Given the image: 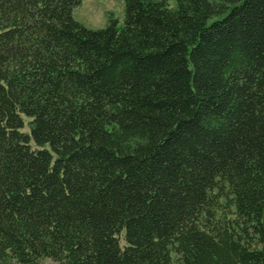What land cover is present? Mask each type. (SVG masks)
I'll return each instance as SVG.
<instances>
[{
	"label": "trees",
	"instance_id": "16d2710c",
	"mask_svg": "<svg viewBox=\"0 0 264 264\" xmlns=\"http://www.w3.org/2000/svg\"><path fill=\"white\" fill-rule=\"evenodd\" d=\"M0 0V264H264V0Z\"/></svg>",
	"mask_w": 264,
	"mask_h": 264
},
{
	"label": "rangeland",
	"instance_id": "374dc122",
	"mask_svg": "<svg viewBox=\"0 0 264 264\" xmlns=\"http://www.w3.org/2000/svg\"><path fill=\"white\" fill-rule=\"evenodd\" d=\"M73 19L90 30L105 29L110 20L123 23L125 0H82L73 10Z\"/></svg>",
	"mask_w": 264,
	"mask_h": 264
}]
</instances>
